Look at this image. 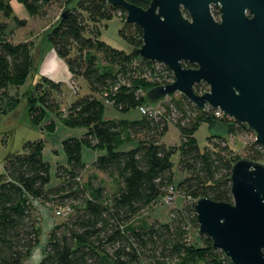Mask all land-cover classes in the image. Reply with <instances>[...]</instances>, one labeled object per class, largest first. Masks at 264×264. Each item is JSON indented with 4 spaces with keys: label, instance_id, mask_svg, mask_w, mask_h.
I'll return each instance as SVG.
<instances>
[{
    "label": "trees",
    "instance_id": "16d2710c",
    "mask_svg": "<svg viewBox=\"0 0 264 264\" xmlns=\"http://www.w3.org/2000/svg\"><path fill=\"white\" fill-rule=\"evenodd\" d=\"M18 1L32 17H44L53 2ZM70 1L74 4L64 9L67 16L61 15L47 40L73 77L88 85L89 94L72 103L64 118L68 128L86 132L81 139L64 141L67 163L57 166V186H50L51 166L43 158L42 143H28L24 153L7 158L0 184V264H25L40 243L34 201L61 206L83 203L66 221L52 227L38 264H233L221 251L213 249L208 238L200 236L202 246L189 240L190 228L199 229L197 200L233 203L232 167L240 159L219 136L208 138L209 147L204 152L195 138L203 123L215 126L217 119L184 97L162 101L155 116L140 114L141 118L134 121L105 119L104 100L123 112L138 109L150 103L142 89L149 91L170 84L174 76L166 66L155 65L134 52L143 46V32L137 26L125 21L119 31L128 51L102 41L101 31H89L90 22L97 25L115 12L126 16L122 8L102 0ZM127 1L147 9L152 0ZM9 7V0H0V12L6 16L11 14ZM15 21L25 26L24 21ZM6 30L7 26L0 22V105L7 86L24 85L36 70L31 44L13 43ZM44 81L46 87L44 83L38 85V97L29 110L35 127L43 125L49 112L59 111L58 98L64 94L62 84ZM205 88L200 85L196 91L200 93ZM7 112L0 106V119L1 113ZM220 121L229 134L244 132L227 117ZM170 122L180 130L179 147L162 143ZM85 146L102 153L91 168L120 186L109 202L87 198L82 184L88 167L83 160ZM177 152L179 169L187 174L177 190L188 201L182 209L171 211L170 223L155 220L132 226L139 214L174 187L172 157ZM246 155L247 159L264 163V147L256 142L246 148Z\"/></svg>",
    "mask_w": 264,
    "mask_h": 264
},
{
    "label": "water",
    "instance_id": "95a60500",
    "mask_svg": "<svg viewBox=\"0 0 264 264\" xmlns=\"http://www.w3.org/2000/svg\"><path fill=\"white\" fill-rule=\"evenodd\" d=\"M102 1L122 8L126 23L142 30L143 46L134 52L173 73L172 84L147 91L150 103L180 94L202 111L221 110L243 130L255 132L264 147V0H152L147 9L127 0ZM218 3L222 25L211 14ZM239 9L253 15L241 39L228 27ZM203 83L209 90L199 95L196 87ZM231 182L233 203L196 201L199 234L233 264H264V163L238 160Z\"/></svg>",
    "mask_w": 264,
    "mask_h": 264
},
{
    "label": "rangeland",
    "instance_id": "374dc122",
    "mask_svg": "<svg viewBox=\"0 0 264 264\" xmlns=\"http://www.w3.org/2000/svg\"><path fill=\"white\" fill-rule=\"evenodd\" d=\"M73 4L74 1L70 0H68L67 4L63 0H53L44 17H32L21 2L18 0H9L11 14L6 16V13L4 15L3 12H0V22L7 26V37L11 38L13 43L18 44L22 41H26L31 44L36 67V70L29 76L24 85L19 87L9 85L5 88V92L2 91L5 93V95L1 97L3 100L2 102L5 104V108L2 105L3 103L0 106L5 109V112H8L4 114L1 113L0 119V184L4 180L6 160L10 155L24 153V150L29 147L28 143H42L44 146L43 158L51 166L50 186H57L60 183V180L56 176L57 166L66 165L67 163L64 141L69 138L81 139L86 132L85 129H72L64 124V118L66 116L65 110L77 99L84 97L90 92L87 83L83 79H75L73 75L71 76L70 82L60 83L63 85L64 94L58 98L60 104L58 112H49L43 125L37 127L32 124L29 116L31 103L38 97V85L44 83V87H46L44 80H51L42 74V69L51 74L57 71L53 60L49 56L53 52V48L47 40V34L58 24L66 6L68 8V6H72ZM15 18L24 21L25 26H18ZM125 21L126 16L121 12H115L111 18L102 20L97 23V25L96 23L90 22L89 31L91 32L92 29L101 31L100 39L102 41L113 47L128 51L129 46L119 35V31L124 26ZM64 73L65 70L59 72V75L64 77ZM142 90L143 94L147 93V90ZM15 100L19 101L16 107L13 108L12 105L15 103ZM103 102L105 104V119L134 121L141 118L139 108L123 112L110 106L105 100ZM144 106L147 108H159V103H145ZM233 121L234 120H231V122ZM226 129L227 126L220 120H217L215 126L203 123L195 134L201 151L204 152L206 148L209 147V137L219 136L230 145L234 156L239 159L246 158V148L256 142L255 132L244 130L243 133H236L233 135L229 134ZM181 141L179 128L174 123L170 122L168 131L162 139V143L168 147H179ZM132 146L134 147V145ZM98 155H102V153L94 151L86 146L83 147V160L88 167L83 175L82 184L87 189V198H98L103 202H109L112 195L119 191L120 186L117 182L109 180L104 174L91 168L92 163ZM179 160L180 153L177 152L172 157L174 165V203L167 204L164 202L163 197L159 198L153 207L142 212L134 219L132 226L140 227L150 224L155 220L162 223H170L171 211L174 209H182L184 204L188 201L182 197L177 190L178 184L187 176V174L180 171ZM81 206H83L81 202H73L67 206H61L58 204L34 201L33 209L34 216L38 222L40 243L33 249L25 264H38L41 261L47 247L52 227L66 221L67 218ZM66 207L71 208V212L68 215L64 217L56 215L57 211ZM200 236L199 229L190 228V242L202 246Z\"/></svg>",
    "mask_w": 264,
    "mask_h": 264
},
{
    "label": "flooded vegetation",
    "instance_id": "af4514ba",
    "mask_svg": "<svg viewBox=\"0 0 264 264\" xmlns=\"http://www.w3.org/2000/svg\"><path fill=\"white\" fill-rule=\"evenodd\" d=\"M182 11H183L185 18L189 19L188 13L183 8H182ZM238 12L241 13L242 11L239 9ZM211 14H212V17H213V19L217 25H222L224 23V21H223V16H224L223 6L221 3H218V4L211 6ZM252 20H253V15H252L251 11L249 9H245L244 12L239 14V16H237L236 19L232 20L228 24V27H229L230 31L233 30V32L237 35L238 39H241L242 36L245 35L244 33L247 32L248 30H250ZM202 85L208 87L207 84L203 83ZM231 120H233V119H231Z\"/></svg>",
    "mask_w": 264,
    "mask_h": 264
},
{
    "label": "built area",
    "instance_id": "2783aa9c",
    "mask_svg": "<svg viewBox=\"0 0 264 264\" xmlns=\"http://www.w3.org/2000/svg\"><path fill=\"white\" fill-rule=\"evenodd\" d=\"M155 65L164 66V65H161V64H155ZM172 74H173V73H172ZM174 81H175V78H174ZM174 81H173V82H174ZM173 82H172V83H173ZM172 83H170V84H172ZM115 90H116V89H115ZM208 90H209V88L206 87V88H205L204 90H202L200 93H198L197 91H196V92H197L199 95H203V94H204L205 92H207ZM180 97H183V96L180 95V94H177V95H175V96H173V97H168V98H166V99H164V100H171V99H175V98L179 99ZM164 100H162V101H164ZM162 101H160L159 104H160ZM108 103H109V104H112L111 101H108ZM204 111H205V112H208L209 114H211V116H213V117H214L215 119H217V120H221V119H223V118L226 117V116L224 115V113H223L221 110H214L213 108L207 107L206 110H204ZM139 112H140V114L143 115V116H155V115H157V113L159 112V108H147V107H145V106H141V107H139ZM227 118H228V117H227ZM174 195H175V188H174V187H171V188L169 189V191L166 193V195L163 197L164 202L167 203V204H172V203H174V201H175V197H174ZM70 212H71V208H70V207H66V208L61 209L60 211H57V212H56V215L59 216V217H64V216L68 215Z\"/></svg>",
    "mask_w": 264,
    "mask_h": 264
},
{
    "label": "crops",
    "instance_id": "0c3cea01",
    "mask_svg": "<svg viewBox=\"0 0 264 264\" xmlns=\"http://www.w3.org/2000/svg\"><path fill=\"white\" fill-rule=\"evenodd\" d=\"M22 42H26V41H22ZM22 42H20V43H22ZM52 53L49 56L53 60L54 65L57 68V71H54V73L51 74L48 71L46 72V70L42 69V74L45 75L46 77L50 78L51 81H53L55 83H64V82L68 83V82H70L72 73L70 72L69 67H67V64L62 59H60L58 57V55L54 49H53ZM44 65H45V63H44ZM63 70H65L64 77L59 75V72H62ZM108 120H110V119H108ZM226 131L229 133L228 128L226 129Z\"/></svg>",
    "mask_w": 264,
    "mask_h": 264
}]
</instances>
